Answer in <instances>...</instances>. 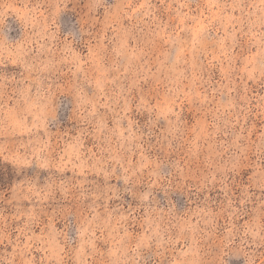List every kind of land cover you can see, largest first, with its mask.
Returning a JSON list of instances; mask_svg holds the SVG:
<instances>
[{
	"label": "clouds",
	"instance_id": "clouds-1",
	"mask_svg": "<svg viewBox=\"0 0 264 264\" xmlns=\"http://www.w3.org/2000/svg\"><path fill=\"white\" fill-rule=\"evenodd\" d=\"M0 264H264V0H0Z\"/></svg>",
	"mask_w": 264,
	"mask_h": 264
}]
</instances>
